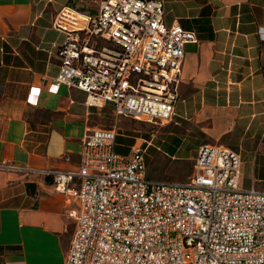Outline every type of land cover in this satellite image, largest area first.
Instances as JSON below:
<instances>
[{
    "label": "built area",
    "instance_id": "2783aa9c",
    "mask_svg": "<svg viewBox=\"0 0 264 264\" xmlns=\"http://www.w3.org/2000/svg\"><path fill=\"white\" fill-rule=\"evenodd\" d=\"M93 2V15L57 11L53 26L65 39L51 83L84 92L89 106L110 105L116 119L171 121L195 32L166 24L160 0ZM257 35L264 42V27ZM117 135L94 128L82 137L77 170H44L74 203L63 264H264V191L240 186L238 153L202 143L184 181H162L147 174L150 141L121 155ZM6 168L17 167L0 162Z\"/></svg>",
    "mask_w": 264,
    "mask_h": 264
},
{
    "label": "crops",
    "instance_id": "0c3cea01",
    "mask_svg": "<svg viewBox=\"0 0 264 264\" xmlns=\"http://www.w3.org/2000/svg\"><path fill=\"white\" fill-rule=\"evenodd\" d=\"M160 1L166 24L197 37L184 46L176 123L195 124L197 148L238 153L240 186L264 191V0ZM64 6L96 13L93 0H0V162L17 167L0 170V264H63L74 203L44 170H77L83 135L110 106L51 83L65 39L53 20Z\"/></svg>",
    "mask_w": 264,
    "mask_h": 264
},
{
    "label": "rangeland",
    "instance_id": "374dc122",
    "mask_svg": "<svg viewBox=\"0 0 264 264\" xmlns=\"http://www.w3.org/2000/svg\"><path fill=\"white\" fill-rule=\"evenodd\" d=\"M105 109V116L99 118V127L115 128L118 136L115 151L121 155L128 154L130 146L149 139L146 149L147 174L150 178L169 182H182L192 171L198 139L201 135L195 124L190 121L176 123L175 117L162 125L134 121L128 118L116 119L110 110ZM203 142H206L205 140Z\"/></svg>",
    "mask_w": 264,
    "mask_h": 264
},
{
    "label": "trees",
    "instance_id": "16d2710c",
    "mask_svg": "<svg viewBox=\"0 0 264 264\" xmlns=\"http://www.w3.org/2000/svg\"><path fill=\"white\" fill-rule=\"evenodd\" d=\"M134 121H136V120H134ZM142 122H143V121H142ZM151 125H153V124H151ZM153 126H155V125H153ZM146 135H147V134H146ZM146 135H145V138H144L145 141L149 140V139H146ZM117 136H118V135H117ZM117 136H116V137H117ZM115 140H116V139H115ZM145 145H146V143L144 144V146H145ZM147 147H148V146H147ZM146 161H147V157H146Z\"/></svg>",
    "mask_w": 264,
    "mask_h": 264
}]
</instances>
